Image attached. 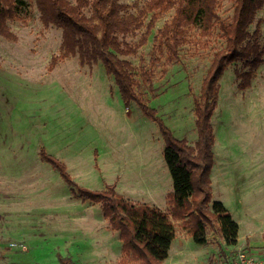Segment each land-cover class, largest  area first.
I'll return each instance as SVG.
<instances>
[{
	"label": "rangeland",
	"instance_id": "374dc122",
	"mask_svg": "<svg viewBox=\"0 0 264 264\" xmlns=\"http://www.w3.org/2000/svg\"><path fill=\"white\" fill-rule=\"evenodd\" d=\"M119 1L128 6L124 14H139L149 0ZM18 10L20 18L8 21L17 39L0 33V264H60L59 253L75 264H129L135 258L123 251L102 204L75 194L40 152L44 148L65 162L80 185L102 190L114 184L131 202H160L170 212L167 192L174 181L160 123L136 102H125L102 61L83 65L76 55L51 69L52 57L61 51L62 27L45 26L35 0H25ZM233 11V0L221 1L223 21H230ZM84 13L91 16L92 7ZM174 14L175 8L158 20L136 54L118 57L132 64L137 90L156 116L193 145L195 100L226 40L218 29L202 36L192 28L178 58L168 61L158 48L159 29ZM257 29L264 45V5L249 32ZM145 30L121 39L134 45ZM248 69L242 60L228 64L212 116V201H222L242 231L264 217V62L241 88L237 72ZM171 219L177 231L189 229L185 219ZM213 230L222 235L217 220L207 224V231Z\"/></svg>",
	"mask_w": 264,
	"mask_h": 264
},
{
	"label": "trees",
	"instance_id": "16d2710c",
	"mask_svg": "<svg viewBox=\"0 0 264 264\" xmlns=\"http://www.w3.org/2000/svg\"><path fill=\"white\" fill-rule=\"evenodd\" d=\"M221 1L149 0L139 14H124L128 6L119 0H77L76 3L71 0H35L43 24H57L63 29L61 51L52 57L51 69L62 59L76 55L83 65L102 61L107 72L115 77L125 102H136L160 123L166 142L164 157L174 181V189L168 193L170 212L148 203L131 202L116 190L114 184L102 190L80 185L73 179L65 162L44 148L40 152L41 158L59 172L75 194L102 204L110 226L119 232L123 251L143 264H163L169 256L177 234L171 217L185 219L197 243L206 242L207 224L213 220L220 223L222 236L228 244L238 242V221L222 201H212L210 171L216 139L212 116L219 99L218 80L228 64L241 60L249 64L248 70L237 72L239 86L246 88L256 69L264 62V45L260 43L259 30L254 34L249 32L264 0H233L230 21L220 18ZM24 3L25 0H0V33L8 39H17L8 21L20 18L18 8ZM89 6L92 7L91 16L84 13ZM173 8L174 16L159 29L158 37V48L167 54L168 61L178 58L192 28H199L202 36H209L218 29L226 40L225 47L215 52L203 81L202 94L195 100L198 139L193 145L186 138L176 137L156 116L155 108L137 90L132 64L118 57V54H136L147 43L158 20ZM144 26L146 30L136 44L121 39V36L133 34ZM58 257L60 264H75L71 256L59 253Z\"/></svg>",
	"mask_w": 264,
	"mask_h": 264
},
{
	"label": "crops",
	"instance_id": "0c3cea01",
	"mask_svg": "<svg viewBox=\"0 0 264 264\" xmlns=\"http://www.w3.org/2000/svg\"><path fill=\"white\" fill-rule=\"evenodd\" d=\"M141 178L139 177V180ZM157 178L153 181L158 182L157 184L159 185L160 181ZM171 191L173 190L170 188L167 193ZM150 205L157 206L164 211L168 210L160 202L151 203ZM238 223L240 228L237 244H228L225 238L219 233H216L215 230L206 231V242L203 244L195 241L192 232L188 228L182 231L178 230L172 242L169 256L164 260L163 264H223L242 246H247L264 256V217L256 218L253 223H249V228L244 231H242L241 221H238ZM129 264H141V262L134 259Z\"/></svg>",
	"mask_w": 264,
	"mask_h": 264
},
{
	"label": "built area",
	"instance_id": "2783aa9c",
	"mask_svg": "<svg viewBox=\"0 0 264 264\" xmlns=\"http://www.w3.org/2000/svg\"><path fill=\"white\" fill-rule=\"evenodd\" d=\"M223 264H264V256L247 246L239 247L235 254Z\"/></svg>",
	"mask_w": 264,
	"mask_h": 264
},
{
	"label": "bare ground",
	"instance_id": "6f19581e",
	"mask_svg": "<svg viewBox=\"0 0 264 264\" xmlns=\"http://www.w3.org/2000/svg\"><path fill=\"white\" fill-rule=\"evenodd\" d=\"M141 177H142V175H141ZM142 178H143V177H142ZM134 179H135V180H137V177H136V176H134Z\"/></svg>",
	"mask_w": 264,
	"mask_h": 264
}]
</instances>
